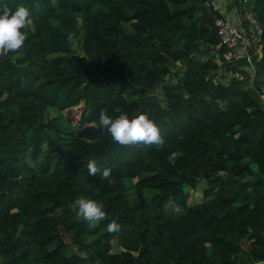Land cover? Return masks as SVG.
<instances>
[{"label":"trees","instance_id":"trees-1","mask_svg":"<svg viewBox=\"0 0 264 264\" xmlns=\"http://www.w3.org/2000/svg\"><path fill=\"white\" fill-rule=\"evenodd\" d=\"M5 5L27 7L34 26L0 56V264H264V0H251L250 64L214 59L220 14L207 0ZM79 104L81 126L47 116ZM101 109L146 114L164 146L115 143ZM89 160L114 183L88 176ZM81 196L121 230L79 218Z\"/></svg>","mask_w":264,"mask_h":264},{"label":"clouds","instance_id":"clouds-1","mask_svg":"<svg viewBox=\"0 0 264 264\" xmlns=\"http://www.w3.org/2000/svg\"><path fill=\"white\" fill-rule=\"evenodd\" d=\"M29 26L34 25L27 7L18 5L14 11L7 5L3 7L0 11V56H5L9 52H18L24 47L26 35L21 30ZM68 38L72 39V34H69ZM250 69L252 70V67ZM97 126L106 130L111 139L121 146L145 144L154 145L159 150L165 144L159 127L143 113L134 114L131 119L127 113H120L113 118L107 114L105 109H101L98 113ZM170 159H175V153L170 155ZM86 168L88 176L107 180L109 184L114 183L111 169H101L95 160H89ZM74 208L77 209L76 215L92 227L97 226L101 221L108 220L106 230L109 233L115 234L121 230L118 217L108 216L103 203H97L93 199L81 196L75 200Z\"/></svg>","mask_w":264,"mask_h":264},{"label":"built area","instance_id":"built-area-1","mask_svg":"<svg viewBox=\"0 0 264 264\" xmlns=\"http://www.w3.org/2000/svg\"><path fill=\"white\" fill-rule=\"evenodd\" d=\"M248 22L259 31V27L254 19L253 14L248 16ZM214 25L217 36L215 48H222V50L219 52L217 63L220 64L222 61H235L238 59H243L245 62L250 64L251 39L245 28L242 25L234 23L224 15H219L214 20ZM256 94L258 100L264 107V87L260 86Z\"/></svg>","mask_w":264,"mask_h":264},{"label":"rangeland","instance_id":"rangeland-1","mask_svg":"<svg viewBox=\"0 0 264 264\" xmlns=\"http://www.w3.org/2000/svg\"><path fill=\"white\" fill-rule=\"evenodd\" d=\"M244 1L245 0H242V3ZM207 3L209 5H211L212 7H214V1L213 0H207ZM245 13H247V11H245L244 14ZM215 33H216V28H215ZM71 47L74 49L75 53L80 54V49L78 47V43L76 42L75 38L71 39ZM211 52H212V50L209 51V54ZM214 57H215L214 59L217 61L216 55H214ZM219 62H220V60H219ZM247 70H250V68L248 67ZM217 78H221V80H224L225 78H227V76L223 75L220 72V70H218L217 71ZM250 84H251L250 79L244 81L245 87L250 86ZM262 86L264 87V85H262ZM47 116L50 118H54L55 121L60 125H67L68 124L69 126L77 127V126H81L82 124H84L83 108H82L81 104L75 105V106H72L70 108H67V109L60 111V116H58V117L56 116L55 112H53L52 110H48ZM202 185H203V182L200 181L198 183V185L195 187V189L190 191L188 199H187L188 202H193L194 200L200 199ZM115 249L113 247L112 250H115ZM70 251H71V248L67 252H70Z\"/></svg>","mask_w":264,"mask_h":264},{"label":"crops","instance_id":"crops-1","mask_svg":"<svg viewBox=\"0 0 264 264\" xmlns=\"http://www.w3.org/2000/svg\"><path fill=\"white\" fill-rule=\"evenodd\" d=\"M214 8L218 11L220 15L227 16L230 20L238 25H242L247 34L251 39V46L254 48L255 41L258 37V30H256L249 22L248 16L251 14V0H213ZM247 13L244 14V12ZM247 70V69H246ZM249 79L252 76V70H249ZM232 71L227 73V76L231 74ZM235 74V73H234ZM237 74V73H236ZM238 76H241L238 73Z\"/></svg>","mask_w":264,"mask_h":264}]
</instances>
